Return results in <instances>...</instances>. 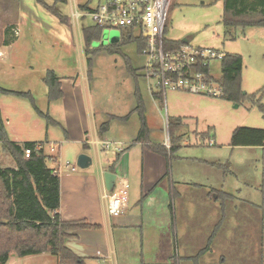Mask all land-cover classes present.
<instances>
[{
	"label": "rangeland",
	"instance_id": "1",
	"mask_svg": "<svg viewBox=\"0 0 264 264\" xmlns=\"http://www.w3.org/2000/svg\"><path fill=\"white\" fill-rule=\"evenodd\" d=\"M4 1H0V50L6 56H0V86L29 91L33 101L9 97L28 107L32 117H36L31 107L33 102L60 123L47 124L44 118L37 117L42 123L41 129L32 130L31 122H22L21 128L28 140L43 142L45 152L54 158L55 167L69 162L76 172L84 171L76 165L77 156L92 155V149L82 142L65 139L62 102L50 101L47 97L44 79L49 72L70 76L81 84L82 76L85 78L89 72L88 84L94 96L100 102L115 103L111 112H120L125 105L134 107L142 93L146 109L141 112L129 109L128 135L137 132L143 115L149 124V140L164 141L171 147L176 139L169 138L168 120L185 116L182 125L174 131L179 142L178 154L205 161L199 164L184 160L174 163L171 170L174 180L188 183L180 187L182 194L176 196L172 205L173 231L178 239L171 234L164 246L156 248L149 239L150 234L140 239L139 233L128 232L126 236L132 240L127 248L116 249L118 264H264V145H231L232 132L237 127L264 130V111L252 99V94L264 85V26H234L226 35L221 22L223 0H172L164 38L172 42L186 39L193 46L241 55L243 96L234 102L166 89L165 96L153 98L146 89V81L139 78L145 57L136 43L125 44L122 54L95 51L89 55L91 64H87L81 26L92 23L71 20V0L58 4L60 13L69 18L72 27L73 38L68 44L62 42L58 18L46 6L36 0ZM22 8L29 17L20 18ZM15 25L20 30L19 36L12 32ZM121 34L118 28H103L100 38L92 40L88 49L118 44ZM132 34L138 36L139 30L135 29ZM127 61L135 70V77L129 72ZM209 68L213 77H220L221 59L210 62ZM260 103L264 104V96ZM71 118L73 125L82 120L87 122L85 110L81 117L73 109ZM120 134L119 130H112L108 140ZM52 144L56 145V152L50 150ZM111 152L114 153L113 148L100 153V157ZM3 153L0 144L1 168L13 162ZM95 165L93 160L92 166L86 169L93 170ZM212 188L229 196L209 195ZM157 210L161 212L164 207ZM184 235L188 237L185 240ZM91 260H84V264H95ZM7 264H57V258L47 253L29 257L12 254Z\"/></svg>",
	"mask_w": 264,
	"mask_h": 264
},
{
	"label": "crops",
	"instance_id": "2",
	"mask_svg": "<svg viewBox=\"0 0 264 264\" xmlns=\"http://www.w3.org/2000/svg\"><path fill=\"white\" fill-rule=\"evenodd\" d=\"M0 1L3 3L6 2L4 0ZM21 13L23 17L20 16V18L29 17L28 12H24L23 8ZM5 15L6 17L8 16L7 10L5 11ZM56 23L60 25L59 29L61 28L60 33L63 39L61 41L68 44L73 38L71 25L67 27V25L61 24L60 22ZM15 28L18 29V34L15 36H19L20 30L17 26ZM221 52L224 54L227 53L224 51ZM0 53L4 57L6 56L5 51L0 50ZM58 77L63 92V96L58 100L62 102L61 106L64 110L65 139L68 141L82 142L88 147H91L92 155L89 156L96 163L93 170L85 169L81 172L63 170L59 174L60 205L58 213L60 219L65 221L86 220L87 223L98 226V228L74 230L73 233L75 235L66 238L64 245L77 256L81 257V261L77 264H84V260L91 259H94L91 262L95 264H118L116 249L127 248V244L132 240L131 237L126 236L128 232L130 234L133 232L139 233L140 239L150 234L151 237L149 236V239L156 248L164 246L168 240L167 238L171 234L175 235L172 216L173 201L176 196L182 194L180 187L182 188L187 186L185 184H188L173 179L171 172L173 165L174 163L180 164L184 160L199 164L205 161L194 156L186 159L185 156L178 154L179 144H175V148L171 153L167 150L166 157L157 151H153L149 145H165L164 143L168 144L167 142L153 143L149 140V136L144 140L136 141L140 128L137 132H131L129 135L126 130L129 126L127 113L135 110L137 104L134 107L133 104L132 106H122L121 108L124 110L120 112H111V106L115 103L112 101L103 103L100 102V98L94 96V91L91 90L88 84V74H86L85 78L84 75L82 76V84L70 76L58 75ZM139 78H143L146 81V89L154 98V94L150 88L153 80H148L143 70L141 72L139 71ZM9 96L0 95V114L10 139L17 143L32 141L28 140L27 135L21 132L22 122H31L33 124L32 130H39L42 128V123L37 117H42L36 113L32 104L31 107L36 117H32L28 107L21 106L17 100L11 99ZM140 98L143 104V110H145V100L143 99L142 93L140 94ZM49 106H52L50 102ZM77 108L79 111H77ZM130 108L131 110L129 111ZM73 109L81 117L82 111L84 115L85 110L87 122L84 123V120H80L81 122L73 125L71 118V115L73 116ZM176 117L185 118V116ZM55 121L58 122L57 120ZM147 127L149 130V124ZM115 129L121 132L120 136L108 140L110 131ZM106 140L121 143L122 151L117 161V152L115 150L114 153L111 152L104 157H100V153H106V150L101 145L96 146L93 143L94 141L102 142ZM3 154L9 156L6 152ZM14 165V162H12L6 167H14ZM47 166L53 169L55 168V165L51 161L49 163L47 162ZM105 171L115 173L117 177H126L129 181L127 207L117 216H110L107 213L105 201L101 198V194L105 190L103 179V172ZM166 172L167 175L160 180ZM210 190L209 195L215 194L216 198H218L219 194L226 195V193L214 188ZM158 207H164V210L159 212L157 210ZM175 236L178 239V235L176 234ZM185 238L188 237L184 235V240ZM143 244L144 241H142L141 245ZM44 253L50 254L48 252H43L42 254ZM11 255H9L6 264L10 261ZM34 255L38 254L21 257ZM165 258L163 255L162 259ZM57 264H59L58 259Z\"/></svg>",
	"mask_w": 264,
	"mask_h": 264
},
{
	"label": "trees",
	"instance_id": "3",
	"mask_svg": "<svg viewBox=\"0 0 264 264\" xmlns=\"http://www.w3.org/2000/svg\"><path fill=\"white\" fill-rule=\"evenodd\" d=\"M36 1L46 6L58 18L59 22L70 25L69 18L63 16L58 8V4H65L67 0H50V4H47L45 0ZM222 23L226 35L230 33L229 29L234 26H264V0H223ZM166 28L167 20L165 31ZM101 32L102 29L95 25L81 26L83 48H85L88 65L91 64L89 55L95 51L122 54L125 44L136 43L138 51H141L145 44V40L140 35L133 36L132 29L123 28L121 29L120 43L99 46L98 49L89 51L88 45L92 40L99 39ZM183 44H185L183 41L172 42L164 38L166 49H178ZM127 65L129 72L135 77V70L129 61H127ZM202 70L207 72V68ZM241 70V55L225 53L221 59V76L216 78L222 88V98L234 102L242 98ZM44 81L48 88L47 97L50 101L58 100L63 96L58 76L49 72ZM153 94L156 98L162 97L160 93ZM0 95L32 100L29 91H15L1 86ZM263 96L264 85L252 94V99L255 100L262 111H264V104H259V101ZM32 105L36 113L44 118L47 124L59 125L48 113L38 109L33 102ZM135 110L143 111V104L139 95ZM182 121L181 117H173V120H168L169 138H175V144H178V142L174 131L182 125ZM147 134L148 127L143 115H141V125L136 141L144 140L147 138ZM0 144L3 151L13 159L15 164L14 167H0V264H6L10 254L21 257L43 252H48L57 257L59 264H77L81 261V257L64 245L65 239L74 236V230L98 228V226L89 224L86 220L65 221L60 219L58 213L60 205L59 175L53 172V168L47 166V161L54 162V158L45 152L42 141L17 143L11 140L1 114ZM36 144H40L41 148L36 149ZM175 144L172 143L168 149L161 144H153L149 147L167 157V150L171 153L175 148ZM231 145L262 146L264 145V130L237 127L232 132ZM27 147L31 148L32 152L25 156L24 148ZM120 153L117 152L116 161ZM166 175L167 172L160 180Z\"/></svg>",
	"mask_w": 264,
	"mask_h": 264
},
{
	"label": "built area",
	"instance_id": "4",
	"mask_svg": "<svg viewBox=\"0 0 264 264\" xmlns=\"http://www.w3.org/2000/svg\"><path fill=\"white\" fill-rule=\"evenodd\" d=\"M172 0H71L70 18L73 22L89 20L92 25L103 28H130L132 32L139 30L145 40L140 54L145 57L143 73L152 81L150 88L153 93L166 94V89L196 95L221 97L222 88L216 78L210 74L209 64L222 59L224 53L213 48L198 47L188 42L178 49H166L164 34L167 15ZM14 35L18 29L12 28ZM2 56V53H0ZM207 68V72L202 69ZM96 146L107 150L113 148L122 151L121 143L112 141H94ZM169 147L168 144L164 143ZM41 148L40 144L35 145ZM56 145L50 146L55 151ZM31 148H24L28 156ZM63 170L75 171L69 162L56 165L55 174ZM129 181L126 177H116L112 190H104L101 198L110 216H117L127 207Z\"/></svg>",
	"mask_w": 264,
	"mask_h": 264
},
{
	"label": "water",
	"instance_id": "5",
	"mask_svg": "<svg viewBox=\"0 0 264 264\" xmlns=\"http://www.w3.org/2000/svg\"><path fill=\"white\" fill-rule=\"evenodd\" d=\"M182 41L184 43L187 42L186 39H183ZM92 164H93V159L91 156H89L85 153L79 154L77 156V159H76L77 167H79L81 169H86V168L92 166ZM116 177H117V175L115 173L108 172V171L103 172V179H104V185H105L106 190H108V191L112 190Z\"/></svg>",
	"mask_w": 264,
	"mask_h": 264
}]
</instances>
